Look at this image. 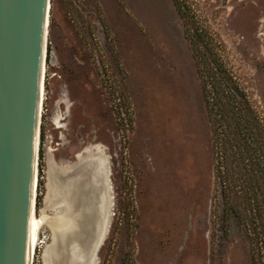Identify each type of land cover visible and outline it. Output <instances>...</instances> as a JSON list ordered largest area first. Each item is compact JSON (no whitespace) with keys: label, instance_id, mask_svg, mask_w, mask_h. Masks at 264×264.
Masks as SVG:
<instances>
[{"label":"rangeland","instance_id":"obj_1","mask_svg":"<svg viewBox=\"0 0 264 264\" xmlns=\"http://www.w3.org/2000/svg\"><path fill=\"white\" fill-rule=\"evenodd\" d=\"M49 28L37 209L60 226L44 225L34 264H74L76 237L66 255L52 247L79 209L59 186L97 157L111 192L92 219L98 264H264L253 227L227 210L201 55L214 50L264 129V0H52Z\"/></svg>","mask_w":264,"mask_h":264},{"label":"water","instance_id":"obj_2","mask_svg":"<svg viewBox=\"0 0 264 264\" xmlns=\"http://www.w3.org/2000/svg\"><path fill=\"white\" fill-rule=\"evenodd\" d=\"M47 2L0 0V264H27ZM76 222L65 238L55 235L52 247L66 255L76 237L74 264H82L86 257L95 264L104 237L90 236Z\"/></svg>","mask_w":264,"mask_h":264},{"label":"trees","instance_id":"obj_3","mask_svg":"<svg viewBox=\"0 0 264 264\" xmlns=\"http://www.w3.org/2000/svg\"><path fill=\"white\" fill-rule=\"evenodd\" d=\"M201 55L203 72L215 92L209 101L216 115V125H220L221 159L230 184L229 195L225 194L226 209L239 214L243 221L250 224L255 230L256 241L264 245V129L239 83L214 50L208 48L207 53L201 52ZM41 140L39 159L43 160V128ZM241 180L243 187L238 185ZM44 186L43 165L39 162L37 201L41 199L39 193L44 191ZM239 186L241 190L236 189Z\"/></svg>","mask_w":264,"mask_h":264},{"label":"bare ground","instance_id":"obj_4","mask_svg":"<svg viewBox=\"0 0 264 264\" xmlns=\"http://www.w3.org/2000/svg\"><path fill=\"white\" fill-rule=\"evenodd\" d=\"M51 9H52V0H48L47 18L45 20V38H44L43 49H42V62H41L38 106H37V136H36V142H35V162H34L35 167H34V175H33L32 199H31V206H30L29 218H28L27 264H34L35 251H36L38 244L41 241V238H42L41 231L44 225L52 224V225L57 226L59 224L55 222V220L49 214L47 213L39 214L38 209H37V202H38L37 196H38V185H39V156H40V148H41V141H42L41 140V131H42L41 125H42L43 108H44L45 92H46L47 51H48V46L50 42L49 41V29H50L49 27H50ZM61 100L64 101V99H61ZM87 148L88 147H86V149L83 152H88L91 150L90 148L88 149ZM92 149H96L97 152L101 151L99 146H96V147L93 146ZM51 151H53V149L50 150L49 154H51ZM83 152L78 153L77 156L81 158ZM105 165H106L105 162L102 159H99L98 157L94 159L91 158V160L89 161L87 159L85 160V165L81 167L84 178H82L83 176H78V175L77 176L68 175L65 177V180H64L66 185L63 187L59 186V188L66 194L65 200L63 199H61L60 201L58 200L60 205H63V206L65 205L67 207L72 206V208L74 209L79 208L77 211L78 214L76 218L77 220L76 223L80 224L82 228H86L85 233L87 232L90 236L92 232L95 230V228L93 229V223L96 218V213L98 212L102 215L103 212L105 214L106 212H108L105 209V197L108 198V202L106 203L108 205V210L110 208V203H111L110 193L111 192H110L109 183L107 182L108 179L106 178L107 170H106ZM93 217H94V220L92 221ZM96 226L94 225V227ZM101 226L103 225L99 226L98 231L100 230ZM70 228L72 227H69V226L66 227L68 231L70 230ZM72 257L74 258L73 259L74 261L76 259L75 255H72ZM56 258L60 259V255L57 254ZM98 263H99L98 260L95 258V264H98Z\"/></svg>","mask_w":264,"mask_h":264},{"label":"built area","instance_id":"obj_5","mask_svg":"<svg viewBox=\"0 0 264 264\" xmlns=\"http://www.w3.org/2000/svg\"><path fill=\"white\" fill-rule=\"evenodd\" d=\"M47 58H48V51H47Z\"/></svg>","mask_w":264,"mask_h":264}]
</instances>
